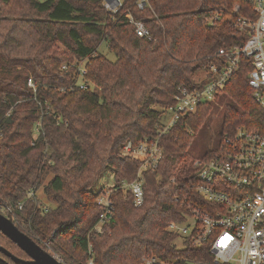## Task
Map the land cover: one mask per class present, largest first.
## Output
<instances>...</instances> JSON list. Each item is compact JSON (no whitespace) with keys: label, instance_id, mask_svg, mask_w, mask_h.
<instances>
[{"label":"trees","instance_id":"16d2710c","mask_svg":"<svg viewBox=\"0 0 264 264\" xmlns=\"http://www.w3.org/2000/svg\"><path fill=\"white\" fill-rule=\"evenodd\" d=\"M137 1L122 0L110 12L104 0H0V206H11L15 225L64 264H87L91 256L95 264H144L150 256L211 264L206 243L194 245L168 223L184 222L191 204L206 205L195 192L191 146L198 131L211 129L213 115L220 117L219 147L238 127L264 133V108L248 83L250 58L241 55L214 99L161 135L162 156L144 172L141 205L129 192L112 191L114 211L97 230L103 188L93 187L107 170L114 186L134 178L139 162L120 147L156 136L178 89L202 86L223 60L218 50L249 37L236 18L255 12L242 0H145L141 8ZM127 14L149 36H138ZM102 42L115 60L98 51ZM83 62L93 90L71 87L72 65ZM0 245L28 258L1 232Z\"/></svg>","mask_w":264,"mask_h":264},{"label":"built area","instance_id":"2783aa9c","mask_svg":"<svg viewBox=\"0 0 264 264\" xmlns=\"http://www.w3.org/2000/svg\"><path fill=\"white\" fill-rule=\"evenodd\" d=\"M121 1L104 0L103 6L115 12L120 8ZM242 1L251 4L255 17L238 16L234 25L240 30L248 28L249 37L240 46L218 50L223 60L210 66L209 79L202 86L178 89L174 103L167 108L170 116L166 121H160L156 136H147L138 143L129 140L120 147L122 156L137 160L139 167L131 181H122L118 186L112 184L99 192L97 204L101 213L95 229L100 230L114 211L110 199L112 191L121 189L129 192L135 206L142 204L144 172L155 169L162 156L159 138L182 116L195 112L200 103L214 99L215 92L230 78L241 55L251 59L248 83L255 101L264 108V0ZM144 4L145 0L137 1L140 8ZM233 9L237 10L238 4ZM126 17L134 25L138 36H149V30L142 21L130 14ZM72 66L76 67V80L71 87L93 90L94 84L86 78L85 62ZM62 68L66 69L67 65H62ZM28 84L33 86L31 79ZM194 166L200 180L195 192L206 205H189L187 219L179 223L169 222L168 229L190 235L194 245L206 243L213 255L211 264H264V133L238 127L235 134L225 137L221 147L211 155L196 159ZM32 195L33 191L30 190L28 196ZM22 203L19 202V208ZM0 212L11 215L12 207L2 205ZM143 263L168 264L155 256L144 257ZM0 264L10 263L0 257ZM87 264H95L92 256Z\"/></svg>","mask_w":264,"mask_h":264},{"label":"water","instance_id":"95a60500","mask_svg":"<svg viewBox=\"0 0 264 264\" xmlns=\"http://www.w3.org/2000/svg\"><path fill=\"white\" fill-rule=\"evenodd\" d=\"M0 232L28 256V258L16 256L0 245V252L8 257L12 264H64L53 253L43 249L30 236L21 231L13 222L10 214L5 215L0 212Z\"/></svg>","mask_w":264,"mask_h":264},{"label":"rangeland","instance_id":"374dc122","mask_svg":"<svg viewBox=\"0 0 264 264\" xmlns=\"http://www.w3.org/2000/svg\"><path fill=\"white\" fill-rule=\"evenodd\" d=\"M98 51L104 54L107 58L111 60H115V54L110 51L105 42L99 46ZM170 116V112L166 109L161 116V121H166ZM220 130V117L217 115H213V119L211 122V129L210 130H200L197 132L196 137L194 138L191 146V150L193 155L196 158H200L205 152L209 151L210 149H218L219 147V139L217 137V133ZM113 184V177L111 171L107 170L104 171L100 177L97 179L93 189L94 191L108 189ZM39 197L45 201L44 195L41 193V190H38ZM5 243L4 241H2ZM177 244L180 245V239H177ZM9 245V244H8ZM12 247L11 245H9ZM235 264V263H232Z\"/></svg>","mask_w":264,"mask_h":264}]
</instances>
